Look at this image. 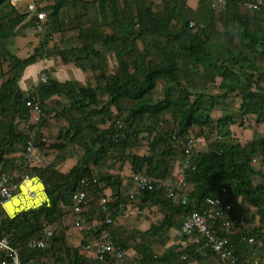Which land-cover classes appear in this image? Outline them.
<instances>
[{
  "label": "trees",
  "instance_id": "1",
  "mask_svg": "<svg viewBox=\"0 0 264 264\" xmlns=\"http://www.w3.org/2000/svg\"><path fill=\"white\" fill-rule=\"evenodd\" d=\"M13 1L0 0V57L9 61L10 67L8 78L0 85V123L5 127L2 135L0 133V163L6 166L13 164L12 159L5 155L18 151L20 147L24 149L30 139H34L39 146L45 145L40 140L42 128L47 125L52 109L46 102L48 98L63 95L70 101L56 114L67 118L58 141L51 144L52 148L60 151V157L44 168L26 163L29 172L40 177L45 184L48 201L20 210L14 217L7 216L0 209V228L11 232L14 242L22 243L20 264H29L32 260L48 256L54 258V264H86L89 261L114 264L110 255L100 261L85 248L91 238H82L77 247L69 246L65 231L61 229L54 231L46 247L32 248L27 243L40 235L45 225H62L70 212L76 216L72 198L81 189L90 193L93 205L83 212L82 223L89 219V214L102 218V213L96 212L97 209L101 211L99 198L106 194V188H111L119 196L115 203H109V209L105 211L117 220L127 204L125 197L119 193L124 178L113 173L98 177L95 168L103 165L108 157H120L127 149L139 146L143 132L149 138V151L142 155L130 154L128 160L132 173H145L156 181L174 177L176 166L185 156L189 136L205 135L209 144L208 150L193 154L195 167L188 172L190 191L185 203L179 190H176L175 196L167 197L165 191L156 187L146 189L137 197L139 208L156 205L163 213L157 224L144 233L139 232L140 237L151 233L164 241L163 235L171 227H181L187 213L201 210L206 198L216 197L223 187L230 192L234 207L240 196L252 194L253 177L259 172L254 161L259 157L264 161V139L246 144L232 141L231 125L236 123L235 116L227 113L215 119L212 112L217 102H223L229 94L237 93L241 95V117L255 115L259 121H264V86L261 84L264 81V66L258 65L259 60H264V24L259 28L253 26V19L264 18V6L254 13L243 12L240 0H227L222 13L225 16L226 41L221 43L212 41L214 31H211V25H204L197 31L190 27V21L195 19L184 10L179 0H166L165 9L158 10L146 5V0H126L123 9H120V0H47L49 4L41 6L47 12L44 30L41 31L45 32L41 47L29 57L21 58L16 54L7 57L10 52L3 40L16 36L22 25H34L35 17L27 11L28 5L21 9ZM205 2L213 14L212 1ZM68 3L79 9L81 15L61 12ZM94 8L103 19L100 25L109 24L113 27L112 32H102L98 27H93L92 31L79 30L82 23L78 18ZM108 12L113 14V21L108 20ZM77 25L82 45L67 44L70 47L58 52L65 61L73 60L78 66L83 67L85 61L92 67L96 61L101 63L100 72L96 75L97 85H79L72 80L60 82L48 74L47 81L39 82L34 89L26 93L20 90L18 81L22 71L45 54L53 34L63 33L69 27L77 29ZM235 38H239L240 50L231 43ZM139 40L143 44L141 49ZM99 45L116 56L118 64L113 71L107 72L108 53L100 50ZM218 78L221 80L218 86L223 91L218 95L199 91L200 86L192 82L202 79L205 83H213ZM159 81L163 85L161 92L158 91ZM37 93L45 109L36 121L37 131L30 134L18 129L14 120L29 121L31 112L26 100ZM103 95L107 99L102 98ZM124 99L132 103L124 105ZM118 120L123 121L125 129L118 128ZM166 120L173 124L164 127ZM98 121L106 127H101ZM214 131L224 136V140L214 139ZM69 143L79 144L84 152L71 168L63 172L58 164L68 156ZM15 144L18 148L14 147ZM254 200L258 202L260 198ZM258 214L261 225L254 231L257 240L264 235L260 230L264 225V205L259 206ZM117 222L109 228L121 245L114 234ZM93 233L95 237L100 231L96 229ZM133 236L131 233L130 239ZM235 236L247 247L257 246L237 234L230 236L231 242ZM127 245L122 243L121 246L127 250ZM135 247L136 254L131 256L129 252L124 264L133 261L143 264H188L201 260L203 256L188 247L179 249V245L175 244L162 254L156 253L150 243H138ZM207 255L214 253L208 250ZM5 260L11 261V258L0 251V264H4Z\"/></svg>",
  "mask_w": 264,
  "mask_h": 264
},
{
  "label": "crops",
  "instance_id": "2",
  "mask_svg": "<svg viewBox=\"0 0 264 264\" xmlns=\"http://www.w3.org/2000/svg\"><path fill=\"white\" fill-rule=\"evenodd\" d=\"M14 1L15 3H17V6L20 7L21 9H23L26 5H28V3L31 2H35L42 7L47 6L49 4L47 0H14ZM86 1H91V0H86ZM152 1L146 0V5L151 6L153 10L165 9L164 4L166 0H152ZM179 1L183 5L184 10L186 9L187 13H189L195 20H198L199 22L203 23L205 26L211 25L210 26L211 31H214L212 41L221 42V43L226 41L224 35L225 16L224 14H222L225 5L220 7V9L213 8L214 12L212 14L210 12V7L205 2V0H179ZM125 3L126 0L119 1L120 9L126 7ZM132 7L133 9H135L134 3L132 4ZM65 11L68 12L70 15H75V13L78 12L81 13L79 9L76 10V8L69 3L65 5L61 10V12L63 13ZM79 13L77 15L80 16L81 14ZM78 19H80L82 23L80 29H79V25H77V29L75 28L71 29L69 27L68 30H66L63 33L55 32L52 36L54 37L53 41L52 40L48 41L47 47H50V49L47 48L45 49L46 55L44 54L42 57H38L35 62L28 64L25 67L18 81V88H20V90L26 93L34 89V87L36 86L39 80V76L42 74H47V75L49 74L52 78L60 82L72 80V81H76L79 85H89V84L93 86L97 85V83L95 84L94 81L92 82L91 79L90 80L88 79L90 75H94V73L97 74L100 72L99 67L101 63L99 64L98 61H96L95 65L92 67L90 63L85 61L83 62L84 63L83 67L78 66L73 60L65 61L58 51L59 50L64 51L65 48L70 47L67 44L74 46H81L82 44H81V39L79 37V33L83 29L92 31L93 27H98L100 31L105 33H110L113 31V27L110 26L109 24L100 25L103 19L101 15H99L97 9L95 8L91 9L88 14L86 12L84 17H79ZM108 20L109 21L114 20V16L111 12H108ZM92 21H94L95 23ZM263 24H264L263 17L253 19L254 27L259 28L263 26ZM3 42L6 45L8 52H10V54H8L7 57H10L11 54H16L21 58H27L30 55L34 54L36 50L41 47L42 37L40 38L39 36L34 35L32 26L27 27V25H22L20 26V31L16 36L3 40ZM231 43L234 48L240 50L241 45L239 44V38H235L234 40H232ZM138 45L140 49L143 48V44L141 40L138 41ZM98 48L102 50L104 53H108L107 50L103 49V46L99 45ZM244 51L247 52L246 49ZM107 58L109 59L107 72L113 71L112 69H115L116 65L118 64L116 60V56L113 53L112 54L108 53ZM3 62L9 63V61L3 60L2 57H0L1 65L3 64ZM258 65L264 66V60L263 59L259 60ZM9 69L10 67L8 68V70ZM8 76H9L8 71L4 69V66H1L0 85L8 78ZM86 81L88 83H86ZM95 81H96V76H95ZM220 81H221L220 78H218L215 82H213V84L219 85ZM199 82L201 84L205 83L202 79L196 81V83ZM210 83L211 82L209 81L207 82L208 85ZM261 84L264 86V81H262ZM46 102L48 106L51 107L54 106L52 107V109L54 108L53 111L55 117H56L55 114L61 112L65 108V106L69 105L68 98L64 97L63 95L62 96L53 95L52 97L48 98ZM62 120H64V123H67V118L65 116H62ZM231 130H232V137H231L232 141L240 142L241 144H246L251 141L264 139V121H259L255 115L245 116L244 118L241 117L240 119L236 118V123L231 125ZM42 133L43 134L45 133L44 128H42ZM43 137L45 138V136ZM208 144L209 141L206 145L199 147L198 151L201 150L200 148L202 149L208 148ZM79 146H80L79 144H76L77 148ZM14 147L18 148V144H15ZM58 154H61L60 151H58ZM17 155H19V152L17 153V151H15L5 155V157L12 158ZM46 157L49 160V165H51V163L53 162L52 159H50L49 156ZM76 162L77 160L75 157L67 156L64 158L63 161H61L58 164V167L60 168L61 171L65 172L69 168H71ZM254 165L259 170V172L257 175L253 177L252 194L246 196H240L235 204L233 213L235 216L238 217L253 218L261 225L258 209L260 205H264V161L260 157L256 158L254 161ZM24 171L25 172L27 171L29 175H32L28 170L27 164L24 165ZM25 172L22 173L21 175L23 176ZM121 176L124 178L123 174H121ZM127 181L128 180L124 179L123 184H125ZM120 192H121L120 194L122 195L123 192L122 191ZM104 193L109 195V197L112 200V203H115L116 199L119 198V196L115 194L111 188L104 189ZM139 196L140 195H138L137 197ZM258 197L260 198V200L258 202H255L254 199ZM91 206L93 205L91 204ZM125 206H127L126 209L125 207L123 208L125 209V211L121 212V214L117 217L118 222L117 225L114 227V234L120 241L121 245L122 243L127 245L125 241H127V237H128L127 250L128 252H130L131 256H134L136 254L135 245H137L138 243H148V244L150 243L151 247L158 254L164 253V251L167 248L175 244V245H179V249L188 247V249L194 250L195 252L199 253L201 256L203 255L202 245L201 242L198 241V238L192 236L191 237L180 236L179 235L180 226L171 227L167 231V234L163 235L164 241L159 240L157 236H154L151 233H149L147 236H144L143 238L140 237L139 232L144 233L147 230H149L153 224H157L160 221V219L163 217V213L161 212V210H159L158 206L156 205H150L137 209H132V207L128 204H125ZM89 209H91V207ZM5 212L7 213V216L10 217H14L18 213L16 212L14 214H10L7 210H5ZM88 218H89L87 220L89 226L88 229L90 230L91 234L83 232L82 231L83 226L81 227L76 226L75 223L74 225L73 224L71 225L72 212L68 213L65 216L62 225H59L57 227L54 226L55 228L54 231L58 229L64 230L67 239V244L71 247H77L80 244L82 238L92 239L94 237L93 231L96 230L94 227L96 217L89 214ZM260 230L262 233H264V225L261 227ZM120 231L121 234L119 233ZM131 233L134 234L132 239H130ZM233 239L234 242L232 241V244L235 250L240 255V260L237 264H251L254 260H258V264H264V235L263 238L258 239V243H256L257 246H255L254 244L255 247H247L246 244H244V242L240 240V238L238 239L237 236H235ZM251 245L253 246V244ZM183 258H185V256H183ZM36 262H38V260H32L29 264H36ZM125 262L126 261H123L122 264H124ZM86 264H101V263L96 261L93 262L89 261ZM188 264H220V262L215 257V255H203L201 260H194L189 262Z\"/></svg>",
  "mask_w": 264,
  "mask_h": 264
},
{
  "label": "built area",
  "instance_id": "3",
  "mask_svg": "<svg viewBox=\"0 0 264 264\" xmlns=\"http://www.w3.org/2000/svg\"><path fill=\"white\" fill-rule=\"evenodd\" d=\"M177 1V0H171ZM212 6L215 9L226 4L227 0H211ZM241 10L244 12L254 13L264 6V0H240ZM27 11L34 15V28L38 33L44 30V23L47 20V12L41 9V6L35 2H31L27 6ZM195 31L204 27L203 23L191 20L189 23ZM47 74H42L40 80L37 82H46ZM36 84V85H37ZM27 106L30 108L32 114H39V117L44 113V106L42 104L40 95L38 93L26 100ZM214 139L223 141L222 136L217 131L213 133ZM45 138L41 142H45ZM208 140L205 135H191L186 140L185 156L182 162L178 163L175 168L173 178L169 177L163 180H154L151 176L145 173H132L131 184L127 188L126 196L136 198L146 189H161L166 192L167 197H173L179 190L182 202L188 200V172L195 167L193 161V154L198 151V148L206 145ZM46 149L36 144L34 139H30L23 149V156L28 165L47 167L49 160L45 156ZM30 176L26 171L22 179L15 178L9 173L0 174V201H7V192H15L17 185L21 181ZM33 176V175H31ZM73 211L77 217L74 219L76 226H83L82 214L87 211L92 204V197L90 193L81 189L73 194ZM46 202V201H45ZM112 202L107 194H102L99 198V206L102 213V218H95V229L100 233L95 236L85 246L87 250L93 254L97 260L104 261L106 256L110 255L114 258V264H121L129 255L128 250L119 245L113 237L111 225L116 223V218H113L109 213H105L109 208V203ZM6 210V207H1ZM234 204L231 201V194L226 187H223L219 195L216 197H207L205 205L201 210H193L183 217L179 235L182 237H196L202 245L203 255H207V251L211 250L220 264H237L240 260L238 252L235 250L230 236L233 234L240 235L243 240L249 243H258L254 231L259 228L260 224L253 218L238 217L232 212ZM54 235V228L52 225H45L42 233L28 241V245L32 248L46 247ZM20 242L12 240V233L4 231L0 228V251L6 253L7 258L11 261L5 260L4 264H20ZM130 264H143L140 261H133ZM252 264H258V260H254Z\"/></svg>",
  "mask_w": 264,
  "mask_h": 264
},
{
  "label": "rangeland",
  "instance_id": "4",
  "mask_svg": "<svg viewBox=\"0 0 264 264\" xmlns=\"http://www.w3.org/2000/svg\"><path fill=\"white\" fill-rule=\"evenodd\" d=\"M244 12H246V11L244 10ZM32 29H33L34 35L39 36L40 38L41 37L43 38V36L45 35V32L38 33L35 30L34 25H32ZM53 39H54V37H52L50 40L53 41ZM47 49H50V47H47ZM1 66H4V69L8 71L9 67H8V63L7 62H3L2 65L0 63V67ZM96 75L97 74H95V73H94V75H90L88 80L91 79L92 82L94 81L95 84H96V81H95V76ZM40 77H41V75L39 76V80H40ZM87 81H86V83H88ZM196 81H198V80L194 79L192 82H196ZM197 85L200 86L199 91L204 90V92L208 93L209 95H218V94L223 92L219 88L218 85H214L213 83H210L208 85L207 83L206 84L205 83L201 84L199 82V83H197ZM162 87H163L162 81H159V83H158V91L159 92L162 91ZM102 98L107 99L106 95H103ZM68 102H70L69 99H68ZM240 102H241V95L240 94H237V93L229 94L227 96V98L223 102L219 101V102L216 103L215 108H214V110L212 112L213 118L217 119L218 117L228 113V114H232L233 116H235V118L240 119L241 118V114H240V111H239ZM131 103H132L131 101H128V100H125V99L123 100V104L124 105L125 104H131ZM52 107H54V106H52ZM52 107L49 106L50 109ZM53 109H51V114L49 116L48 123H47V125L44 128L45 133L43 134V136H45L46 140L44 142L45 145L43 147L46 149L45 156H49V158L52 159V161H56V159H58L61 154H58L59 150L56 149V148H52L51 144H53L56 141H58V135L60 134L61 129H65L66 123H64V120H62V117L59 114L56 117L54 116ZM112 109L114 111H116L115 107H113ZM167 116H169V115H167ZM38 118H39V114H37V113L36 114H32L31 113V118L29 119L28 122H24V121L23 122H17L18 119H16V118H15L14 122L16 123L17 128L20 129L21 131H27L30 134H34L37 131L36 121L38 120ZM165 119H166V117H165ZM166 121H167V124H164V127H167L169 124L170 125L173 124L169 120H166ZM122 122L123 121L118 120V128L121 126V127H123L122 129H125L124 128L125 124L122 123ZM98 124H100L101 127H106V125L103 124L101 121H98ZM3 130H5V127L2 126V124L0 123V133H1V135L3 133ZM122 133H124V132H122ZM43 136H42V138H44ZM88 137L89 136L86 135V140H88ZM42 138H41V140H42ZM40 141H38V142H40ZM200 149H201L200 151L208 150V148H203V149L200 148ZM148 151H149V138H148V135L143 132L141 134V141H140L139 146H137V147H135L133 149H127L126 152L123 153L120 157L119 156L108 157V160L103 165L99 166L98 168H95V170H96L95 174L98 177H99L100 174H109V173H113V174H117V175L123 174L124 179H126L128 181L124 185H122L121 189L119 190V193H121L120 191L123 192L122 195H124L125 201H127V204L130 205L132 207V209L139 208V199H137V197L136 198H130L129 196H126L127 188L131 184V172H132V170L130 168L131 165H130V162L128 160V156L130 154H133V153L142 155V154H146ZM18 152H19V155L10 158V159H12L13 164H10V165L6 166V165L0 163V174L9 173L10 175H12L14 177H17L18 179H22V175L21 174L25 172L24 171V165H26V160H25V158H24V156L22 154L23 153V149H21V147L17 151V153ZM67 152L70 153V154L67 153L68 156L75 157L77 159L78 156L82 155V153L84 152V148L82 146H79L77 148L76 144L69 143L68 144V148H67ZM100 186L102 187V185H100ZM43 191L46 193L45 184L44 183H43ZM108 193H111V192H108ZM31 194L33 196L35 193H31ZM45 201H48L47 193H46V199H44L42 201V203H44ZM126 208H127V206L125 207V209ZM0 209L3 210V213H5L7 215V213L5 212V210L3 208H0ZM26 209H28V208H26ZM125 209H123V211H125ZM22 210H25V209H22ZM74 217L76 218L77 215L76 216L72 215V219L73 220L71 219V225L72 224L74 225ZM83 222H84L83 223L84 225H83L82 231L91 234L90 230L88 229V227H89L88 226V221H83ZM53 228H54V226H53ZM54 262H55L54 258L51 257V256H48V257L42 258L41 260H38V262H36V264H42V263L54 264Z\"/></svg>",
  "mask_w": 264,
  "mask_h": 264
},
{
  "label": "clouds",
  "instance_id": "5",
  "mask_svg": "<svg viewBox=\"0 0 264 264\" xmlns=\"http://www.w3.org/2000/svg\"><path fill=\"white\" fill-rule=\"evenodd\" d=\"M35 185V188L41 190V195H46L43 191V181L38 176H27L25 177L20 185H17V190L15 192H7L5 195L7 196V200L10 203H5L4 201H0V207L6 206L9 210H18L13 209V204L19 203V197L24 196L25 198L28 195H31L32 186Z\"/></svg>",
  "mask_w": 264,
  "mask_h": 264
},
{
  "label": "bare ground",
  "instance_id": "6",
  "mask_svg": "<svg viewBox=\"0 0 264 264\" xmlns=\"http://www.w3.org/2000/svg\"><path fill=\"white\" fill-rule=\"evenodd\" d=\"M31 193H35L33 196L28 195L26 198L24 196H20L19 203L13 204V209H18V210H9L6 206V210L10 214H14L22 209L30 208V207H36L39 204L42 203L44 199H46V195H41V190H38L35 188V185L32 186ZM45 193V192H44ZM5 203H10V201H6Z\"/></svg>",
  "mask_w": 264,
  "mask_h": 264
}]
</instances>
